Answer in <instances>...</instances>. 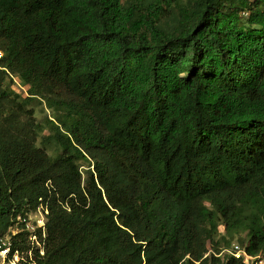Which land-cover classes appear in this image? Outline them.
Instances as JSON below:
<instances>
[{
	"label": "trees",
	"instance_id": "1",
	"mask_svg": "<svg viewBox=\"0 0 264 264\" xmlns=\"http://www.w3.org/2000/svg\"><path fill=\"white\" fill-rule=\"evenodd\" d=\"M0 50V238L49 210L19 264L264 254V0H0Z\"/></svg>",
	"mask_w": 264,
	"mask_h": 264
},
{
	"label": "built area",
	"instance_id": "2",
	"mask_svg": "<svg viewBox=\"0 0 264 264\" xmlns=\"http://www.w3.org/2000/svg\"><path fill=\"white\" fill-rule=\"evenodd\" d=\"M2 56L3 52L0 50V59ZM15 80L17 79L15 78ZM36 212L41 214V220H33L31 214L28 215V213L19 215L7 234L0 238V264H19L23 260H28L27 256H32V250L27 254H23L19 250H13L12 238L22 231L28 232L32 246L38 247L41 254H44V245L39 237V229H42V236L45 238L47 214L49 213L48 206L42 202ZM10 230L11 234H9ZM224 250L227 251L229 256L242 260L243 264H264V254L253 255L247 251L245 246L237 244L232 248L226 247L221 250L220 255H223L222 252Z\"/></svg>",
	"mask_w": 264,
	"mask_h": 264
},
{
	"label": "rangeland",
	"instance_id": "3",
	"mask_svg": "<svg viewBox=\"0 0 264 264\" xmlns=\"http://www.w3.org/2000/svg\"><path fill=\"white\" fill-rule=\"evenodd\" d=\"M175 16H176L175 13H169V12L163 16L161 23L165 29H170L174 25ZM246 18H247V16L243 15V19L246 20ZM13 88L15 90H17L19 93H22L23 95L27 93V88L23 84H21L19 79L14 80ZM53 115H54V111L51 109H48L45 103L38 105L36 108L37 120L44 125H46V118L47 117L52 118ZM43 134H49V130L46 129L43 132ZM38 144L42 146L41 140H39ZM49 152H50V154H54V152L51 150H49ZM86 168H87V164L85 163L84 166L82 167V169L85 170ZM30 214H31V217L33 220H35V219L41 220L42 219L41 214L39 212H36V210L35 211H29L28 215H30ZM45 222H46V220H45ZM224 230H225V227L223 225H221L220 226V233L222 234L224 232ZM9 234H11V230H10ZM242 238H244V239L246 238L245 234H242ZM237 244L240 245L241 242L238 240V237H235L234 239H232V244L230 246H228V247L226 246V247L232 248L234 245H237ZM226 247H224V248H226ZM224 248H222V249H224ZM222 254H224V255L227 254V251L224 250L222 252Z\"/></svg>",
	"mask_w": 264,
	"mask_h": 264
}]
</instances>
